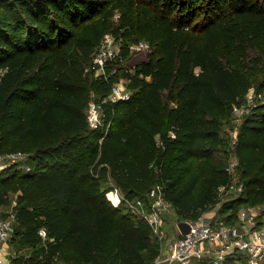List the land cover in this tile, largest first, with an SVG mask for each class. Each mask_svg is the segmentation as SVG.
Wrapping results in <instances>:
<instances>
[{"label": "trees", "instance_id": "trees-1", "mask_svg": "<svg viewBox=\"0 0 264 264\" xmlns=\"http://www.w3.org/2000/svg\"><path fill=\"white\" fill-rule=\"evenodd\" d=\"M114 2L0 0V157L22 153L33 164L0 173V209L17 199L11 245L31 250L13 264H152L161 254L152 227L114 206L103 183L147 201L163 186L180 222L207 214L230 183L223 121L252 88L240 60L250 47L264 55V0H120L123 41L151 51L126 74L131 98L102 104L104 127L91 129L90 91L109 94L117 75L92 80L82 63H93ZM262 78L258 93L264 65ZM256 105L237 137L245 189L223 203L227 223L242 206L264 205V103Z\"/></svg>", "mask_w": 264, "mask_h": 264}, {"label": "built area", "instance_id": "built-area-1", "mask_svg": "<svg viewBox=\"0 0 264 264\" xmlns=\"http://www.w3.org/2000/svg\"><path fill=\"white\" fill-rule=\"evenodd\" d=\"M121 41L113 37L102 39L93 59L92 68L99 74L100 79L109 81L123 67L125 59L121 53ZM133 52L151 51L146 41L140 42L136 47H131ZM132 91H128L122 84L112 83L109 94L103 96L106 103L128 101ZM251 98V97H250ZM102 104L93 100L89 101L87 120L91 129L104 127ZM251 109L257 105L251 99L248 101ZM240 116L242 104L233 106V114ZM237 138L234 135L229 142V163L227 172L230 175V183L220 190L236 193L238 196L244 191L245 184L237 174L239 159L236 153ZM22 158H28L22 153L0 157V161L9 159L11 163H0V173L9 165L18 163ZM29 171V170H28ZM115 193L117 200L109 195ZM108 199L119 207L125 204L127 211L139 218L146 220L152 227L153 234L162 241V226L164 216L173 211L172 205L165 198L161 185L154 186L148 195L149 201L144 198L129 200L124 197L120 189L114 185L107 193ZM190 230L183 235L167 250H161V254L152 264H228L231 258L232 264H264V205L247 206L239 210L235 223L226 221H214V218L204 214L196 221H186ZM16 215L12 214L6 219H0V264H13L11 254L6 244L13 237L16 230ZM40 235L46 237L47 232L41 229ZM231 263V262H230Z\"/></svg>", "mask_w": 264, "mask_h": 264}, {"label": "rangeland", "instance_id": "rangeland-1", "mask_svg": "<svg viewBox=\"0 0 264 264\" xmlns=\"http://www.w3.org/2000/svg\"><path fill=\"white\" fill-rule=\"evenodd\" d=\"M115 1L112 9H113V13L111 14V19L109 21V27L108 30L105 32L104 36H103V40L107 37H113L116 40H120L121 41V53L123 50V46L126 44L129 46V54L127 55V58H125V62H126V66L123 67L121 70H119L116 74H115V79L113 80V83L115 84H122L123 86L126 87V89L129 91H132V89L130 88L131 86V81L128 78V76L126 75L128 72H132V69L134 68V66L143 61L146 60L148 58V51H140V52H133L131 47H136L140 44V42L142 41H137V39L135 38H126V40L124 39L123 41V37L120 36L121 33L119 31V26H120V18L122 15V10L120 9L123 5L120 3V0H113ZM96 52V51H95ZM95 54V53H94ZM258 57H263L264 60V55L263 52L261 50L255 49L253 47H250L247 51V54H245L244 58L240 60V63L238 64L239 68H241L243 71H245L249 77L252 80V88L250 90V92L247 94V96L244 97L243 102H241L242 104V113L239 115L237 114H232L230 120L225 119L223 121L224 126H223V130H224V136L227 137V139L230 141L231 137H233L234 135L236 136V138L238 137L239 134V129L244 121V119L246 118L247 115H249L252 112L251 106L248 105V101L249 99H251L252 101V105L253 104H257L259 102H263L264 103V92L262 93H258V86L259 83L262 81V65H258L256 64V58ZM94 59V56L92 57V61ZM89 61L88 63L83 62V67H85V73L92 79V80H96L99 77V74L96 73V71H94V69L92 68V62ZM228 66L230 68H233V66L229 65ZM133 92V91H132ZM251 97V98H250ZM93 100L94 102L98 103V104H102V102L104 101V97L102 96V94H99L96 92L95 89H92L90 91V101ZM245 100V101H244ZM89 111V105L87 108V113ZM18 162H21L19 164H17V166H19V170L22 172H27L28 170L30 171L31 169H33V164H31L30 162H32V159L30 157L28 158H22L20 159ZM1 164L3 163H11V161L8 159H5L4 161H0ZM229 163V160H228ZM13 165V164H12ZM237 174L239 175V170H237ZM242 181V180H241ZM114 185L116 186V184L112 181L107 179L104 183H103V187L107 190H111L113 189ZM12 202L8 205V206H3L0 209V216H6V218H8L10 215L15 214V208L17 205V199L15 196H12ZM238 195L236 193H231L229 190L225 191V190H220L219 192V203L216 204L215 206H213L211 208V210L206 214V216L208 217H212L214 218V221H225V217H227V214H220V209L223 205V203H227L228 201H231L235 198H237ZM247 207V206H242L240 209ZM3 218V219H6ZM180 221L178 220L176 214L174 213V211H172L171 213H168L164 216V221H163V226H162V241H160L159 243V247L160 249L166 250L167 248H171L174 243L179 239V236L181 235V232L179 230V225ZM155 236V235H154ZM157 237V236H156ZM159 239V238H158ZM205 264H209L207 261H205ZM203 264V263H202Z\"/></svg>", "mask_w": 264, "mask_h": 264}, {"label": "crops", "instance_id": "crops-1", "mask_svg": "<svg viewBox=\"0 0 264 264\" xmlns=\"http://www.w3.org/2000/svg\"><path fill=\"white\" fill-rule=\"evenodd\" d=\"M6 246L8 248V251H10V254H11V257H12L11 258V262L12 263H13V261H12L13 258H17V257L23 256V255L28 256V255H30V252H31V250L29 248L22 249V250H18V249L16 250L11 245V239L8 241V243L6 244Z\"/></svg>", "mask_w": 264, "mask_h": 264}, {"label": "water", "instance_id": "water-1", "mask_svg": "<svg viewBox=\"0 0 264 264\" xmlns=\"http://www.w3.org/2000/svg\"><path fill=\"white\" fill-rule=\"evenodd\" d=\"M179 227L183 235H186L190 230V226L186 221L180 222Z\"/></svg>", "mask_w": 264, "mask_h": 264}, {"label": "bare ground", "instance_id": "bare-ground-1", "mask_svg": "<svg viewBox=\"0 0 264 264\" xmlns=\"http://www.w3.org/2000/svg\"><path fill=\"white\" fill-rule=\"evenodd\" d=\"M114 197H115V200H117V197H116L115 193H114Z\"/></svg>", "mask_w": 264, "mask_h": 264}]
</instances>
